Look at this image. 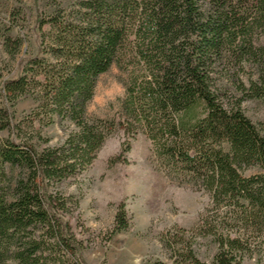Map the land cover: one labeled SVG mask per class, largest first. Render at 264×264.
Returning <instances> with one entry per match:
<instances>
[{
  "label": "trees",
  "instance_id": "obj_1",
  "mask_svg": "<svg viewBox=\"0 0 264 264\" xmlns=\"http://www.w3.org/2000/svg\"><path fill=\"white\" fill-rule=\"evenodd\" d=\"M57 9L40 24L43 57L4 85L16 105L31 98L45 126L73 128L60 147L40 150L15 126L17 142L0 139V264H84L74 240L50 208L49 184L84 174L115 123L91 120L88 105L100 77L134 58L143 73L131 79L124 108L174 171L202 183L211 205L192 231L168 233L169 262L243 264L264 256V125L252 122L241 104L264 99V47L253 37L264 27V0H79ZM60 3V4H58ZM48 29H45V28ZM7 42L15 58L22 46ZM253 61L258 80L239 82L243 100L223 101L216 65L224 55ZM6 111L0 110L4 120ZM34 120V121H35ZM33 124V123H32ZM0 124V132L9 129ZM34 127V126H33ZM228 145L225 151L223 146ZM130 146L126 147V152ZM117 231L128 227L124 207ZM207 240L215 255L204 261L195 245Z\"/></svg>",
  "mask_w": 264,
  "mask_h": 264
},
{
  "label": "rangeland",
  "instance_id": "obj_2",
  "mask_svg": "<svg viewBox=\"0 0 264 264\" xmlns=\"http://www.w3.org/2000/svg\"><path fill=\"white\" fill-rule=\"evenodd\" d=\"M77 1L66 0L64 5L72 7ZM56 9L55 0H0V110L7 113L0 124L4 121L11 125L0 132L1 144L8 139L17 142V124H22L23 136L34 139L40 150L62 146L73 129L66 122L47 127L35 120L37 105L31 98L16 105L4 99L5 83L18 79L29 61L44 56L40 24ZM9 40L13 48L16 40L22 42L15 58L8 52ZM253 42L256 47H264V27L256 30ZM136 65L134 58L123 60L98 81L88 117L115 123V127L92 166L82 175L49 184L46 190L51 212L74 240L84 264L168 263L166 235L194 230L211 205V194L202 183L169 168L156 154L146 132L129 123L124 108L128 83L143 77ZM257 80V69L248 59L241 64L228 54L216 65V82L225 93L222 99L226 103L245 98L240 81L248 87ZM241 107L252 122L264 125V99H248ZM128 145L130 150L126 152ZM223 148L229 150L226 144ZM263 173L260 168L244 172L246 177ZM122 207L128 227L117 231L116 219ZM195 250L204 261L216 253V247L207 240L197 241ZM243 264H264V256Z\"/></svg>",
  "mask_w": 264,
  "mask_h": 264
}]
</instances>
